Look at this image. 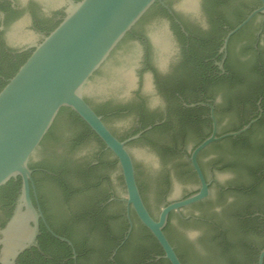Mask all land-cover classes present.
<instances>
[{
  "label": "flooded vegetation",
  "instance_id": "af4514ba",
  "mask_svg": "<svg viewBox=\"0 0 264 264\" xmlns=\"http://www.w3.org/2000/svg\"><path fill=\"white\" fill-rule=\"evenodd\" d=\"M67 7L66 2L0 0V87L62 20ZM260 8L259 0L156 2L90 78L93 81L115 61L125 45L136 54L130 75L134 88H125L116 98L85 100L119 141L143 132L126 148L137 185L145 183L148 190L151 183L141 182L142 172L129 148L155 150L162 165L151 174L157 214L141 194L155 220L166 205L200 190L191 161L195 148L214 131L221 137L251 124L241 135L214 142L195 157L209 194L171 212L163 230L182 264H257L264 249V14H255L228 37ZM21 22L29 40L13 34ZM160 24L165 43L149 33ZM126 76L117 77V85L124 86ZM129 117L132 126L121 134L109 125ZM36 150L47 151L34 153V163L46 160L60 166L74 160L63 150L77 148L71 147L70 137H63ZM52 150H60L61 157ZM96 164L86 168L88 174ZM172 172L194 186L172 197ZM33 173L38 190L36 198L32 191L31 200L42 214L38 248L22 253L15 264H170L161 258V248L153 250L155 238L124 202L126 191L119 195L107 174L90 179L84 194L61 202L55 199L47 174L40 168ZM15 201L0 197V230L10 221Z\"/></svg>",
  "mask_w": 264,
  "mask_h": 264
},
{
  "label": "water",
  "instance_id": "95a60500",
  "mask_svg": "<svg viewBox=\"0 0 264 264\" xmlns=\"http://www.w3.org/2000/svg\"><path fill=\"white\" fill-rule=\"evenodd\" d=\"M161 0H46L48 5L66 2L68 7L61 22L33 51L17 72L0 91V187L10 179L20 177L21 188L15 201L10 221L0 230V262L15 264L18 257L31 248H38L39 219L41 210L31 200V191L36 198L32 170L28 164L42 139L52 126L59 110L69 108L89 127L95 136L117 159L125 190L119 181V170H105L112 180L115 191L126 197L124 202L132 208L139 221L151 233L160 246L163 256L170 264H182L174 248L164 234L171 212L199 202L209 194L208 184L195 160L196 155L210 144L224 138H235L246 132L251 124L236 132L216 137L215 131L192 153V164L200 181V190L183 199L166 205L155 220L148 212L138 188L132 156L126 145L138 139L143 132L119 141L108 129L102 118L86 102L94 96L113 97L134 88L130 77L134 68L135 53L127 45L116 54V59L106 65L93 81L90 78L108 59L112 51L129 33L142 16ZM261 8L252 13L228 37L245 25L255 14H264ZM24 23L14 31L17 39L29 40ZM156 41L165 43L164 26L149 29ZM228 39V38H227ZM226 39V42H227ZM160 46V45H159ZM162 48V45H161ZM160 49V48H159ZM126 76L123 85H117V77ZM128 77V78H127ZM134 85V86H133ZM148 90L149 84H146ZM132 118L110 122L114 132L121 134L132 126ZM63 137H71L74 128L68 121L62 124ZM151 127L147 128L148 131ZM98 147L94 137L89 138L77 150L68 152L78 162L89 161ZM130 151L142 172L141 182L150 181V189H144V197L150 210L158 213V202L154 197L155 170L162 168L156 152L142 145L130 146ZM62 151V150H61ZM171 169V167H169ZM174 172V171H173ZM172 172V174H173ZM151 178V180H150ZM172 197L181 195L194 186L192 181L173 174ZM37 202V201H36ZM264 249L257 264H263Z\"/></svg>",
  "mask_w": 264,
  "mask_h": 264
},
{
  "label": "trees",
  "instance_id": "16d2710c",
  "mask_svg": "<svg viewBox=\"0 0 264 264\" xmlns=\"http://www.w3.org/2000/svg\"><path fill=\"white\" fill-rule=\"evenodd\" d=\"M61 22V21H60ZM59 22V23H60ZM58 23V24H59ZM57 24V25H58ZM55 25L54 28L57 27ZM53 28V29H54ZM52 29V30H53ZM6 85L3 84L0 87L1 89ZM97 115H100L99 112L95 111ZM68 121L74 128V131L70 137V145L73 148H78L82 144H84L89 138L94 137V139L98 143V147L96 152L90 158L89 161L86 162H78L76 160L68 161L67 163L57 166L52 162H48L46 160L40 161L39 163H34L33 158H30L28 167L32 172L35 169H42L43 173L47 174L45 179L51 184L52 193L57 201L68 202L72 199V197L82 195V190L90 186V179L92 178H100L103 171L105 170H113L118 167L117 159L113 156V154L106 149L105 145L95 136V134L89 129V127L69 108H61L50 127L49 131L46 133L44 138L40 143V147H45L50 141L57 140L63 141V131L62 124ZM104 122V121H103ZM47 150H36L35 153L45 152ZM55 156L58 155L60 150H52ZM74 151V150H70ZM36 155V154H35ZM33 155V157L35 156ZM58 157H61L59 154ZM73 159V158H72ZM96 162L97 164L91 169V173L88 174L86 168L90 167L91 163ZM137 170V168H136ZM33 183L36 191L38 190L37 180L35 179V173L32 174ZM119 181L124 186L122 176L119 177ZM148 187L145 183H138V188L140 189L141 194L144 189ZM21 188V179L20 177L16 179H10L6 184L0 187V197H5L9 201H14L20 191ZM32 195V191H31ZM148 234V232L145 230ZM149 235V234H148ZM151 238V236L149 235ZM169 237V235H168ZM170 240H172L169 237ZM153 243V250L158 251L160 247L155 242L153 238H151ZM172 242V241H171ZM163 254V253H162Z\"/></svg>",
  "mask_w": 264,
  "mask_h": 264
}]
</instances>
